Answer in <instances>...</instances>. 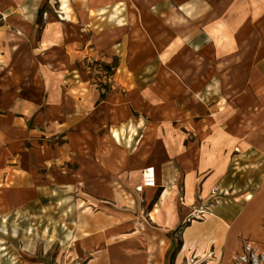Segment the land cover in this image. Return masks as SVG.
I'll use <instances>...</instances> for the list:
<instances>
[{"label":"rangeland","instance_id":"374dc122","mask_svg":"<svg viewBox=\"0 0 264 264\" xmlns=\"http://www.w3.org/2000/svg\"><path fill=\"white\" fill-rule=\"evenodd\" d=\"M14 1L0 0L1 29L81 40L78 87L66 82L60 113L77 106L88 119L81 161L67 150L71 158L52 159L29 193L0 192V264H106L145 253L149 264H264V38L249 49L251 8ZM31 1L41 0H21ZM48 120L45 140L69 141V128L54 136ZM33 127L3 131L26 140ZM149 165L147 196L126 172Z\"/></svg>","mask_w":264,"mask_h":264},{"label":"crops","instance_id":"0c3cea01","mask_svg":"<svg viewBox=\"0 0 264 264\" xmlns=\"http://www.w3.org/2000/svg\"><path fill=\"white\" fill-rule=\"evenodd\" d=\"M219 1L224 5L232 2V0ZM239 1H243L251 8L249 14L255 28L259 26L262 28L261 31H264V0ZM46 2L47 0H41L24 4L21 0L20 2L16 0L14 5L38 7L45 5ZM32 15L33 12L29 11L27 16L29 18ZM256 29L250 34L252 40L249 42L251 43L249 49L255 47L258 41L264 38L263 35H257ZM58 33L60 36L56 40L47 41L46 38L50 36L47 31L37 33L31 30L25 34L7 32L0 28L1 193H29V189L33 190L36 184L46 179L45 167L52 163V159L58 163L61 159L71 158L67 150L70 152L75 150L74 162L81 161L76 151L81 148L80 130L88 117L82 112L81 107L77 106L72 107V111L65 115L60 112L64 106H69L62 100L66 93L63 89L66 87V82L69 81L68 88H72L77 83V77L75 78L76 74L73 71H77L80 65L81 53L78 52L80 51L78 44L82 42L78 40L77 35L70 40L71 37L68 36L70 34L63 31ZM73 74H75L74 78H71ZM50 77L54 79L51 80ZM75 87L77 89L78 86ZM44 119H52L54 122V130H51L54 136L62 129L69 128L65 131L69 141L62 144L46 141L48 130L45 126H41ZM7 123L12 126L32 125L34 127L32 132L27 130V138L22 140L18 136H12L3 131ZM35 124L38 125L37 129ZM58 151H61V154ZM96 191L92 194L98 196ZM115 227L109 226L105 230L112 231ZM101 236L103 234H97L96 239ZM146 256L148 257V253L130 254L123 259H108L106 264H149Z\"/></svg>","mask_w":264,"mask_h":264},{"label":"bare ground","instance_id":"6f19581e","mask_svg":"<svg viewBox=\"0 0 264 264\" xmlns=\"http://www.w3.org/2000/svg\"><path fill=\"white\" fill-rule=\"evenodd\" d=\"M13 45H15V44H13ZM145 172L146 173H149L146 176H151V177L145 178V179H141V177L140 178L138 177L139 173H136V175H134L131 170H127L126 177H127V180L129 182H131L134 177H137L139 179V183L140 184H138L136 186V190H139V191L143 190L144 191V194L146 193V195L148 196L150 194L149 192H150L151 187L155 186V181H154V177H153V174L155 172V169H154V167H152L151 165H149V166H147ZM146 180H148V181H146ZM163 212L169 218L170 215H171V208L169 206H165L163 208ZM166 222H168V220ZM72 244L73 245H76V241L73 240ZM256 254H259V253H256Z\"/></svg>","mask_w":264,"mask_h":264},{"label":"built area","instance_id":"2783aa9c","mask_svg":"<svg viewBox=\"0 0 264 264\" xmlns=\"http://www.w3.org/2000/svg\"><path fill=\"white\" fill-rule=\"evenodd\" d=\"M145 171H146V169H145L144 171H140L138 177H139V178L141 177V179H145V178H149V177H151V176H146V175L149 174V173H146ZM137 179H138V178H137ZM146 181H148V180H146ZM190 260L193 262V261H194V257L191 258Z\"/></svg>","mask_w":264,"mask_h":264}]
</instances>
